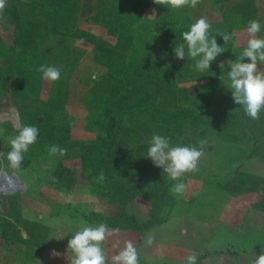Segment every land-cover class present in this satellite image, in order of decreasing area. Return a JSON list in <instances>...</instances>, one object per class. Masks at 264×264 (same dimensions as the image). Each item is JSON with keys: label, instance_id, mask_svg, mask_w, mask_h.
<instances>
[{"label": "rangeland", "instance_id": "374dc122", "mask_svg": "<svg viewBox=\"0 0 264 264\" xmlns=\"http://www.w3.org/2000/svg\"><path fill=\"white\" fill-rule=\"evenodd\" d=\"M128 1L148 3L146 17L154 10L155 0ZM242 1L218 4L214 0H200L195 7L179 9L165 4L162 11L184 13L181 23L188 28L200 17H206L211 26L234 29L235 23L226 14ZM260 8L259 17L264 16V6ZM96 9L97 0H80L75 19L66 25L51 16L52 6L44 10L35 6L26 12L21 8L19 12L23 18L18 22L19 26L4 9L3 15L7 19L0 22V70H6L11 79L5 86L0 77V128H11L16 133L19 125H32L39 133L26 152L30 157L29 168L18 176V181L12 176L15 172L7 167L5 158H0V167L8 174L0 177V185L5 183L10 190L9 194H0V216L12 222L24 239L28 234L18 220L24 225L28 221L46 226L48 234L44 248L51 231L53 236L49 242L54 248L67 244L78 228L76 221L84 220L81 213L97 212L114 217L125 212L138 222H145L151 202L163 204L160 193L164 190L184 203L167 222L147 234L120 230L108 237L103 247L109 261L128 240L138 249L139 264H184L188 254H199L205 248L228 246L238 250L257 246L264 239V211L257 208L264 200V161L242 162L240 171L259 179L255 187L244 188L242 194L236 196L212 189L216 182L231 175L237 164L234 154L237 148L228 142L226 135L219 136V124L211 111L202 114V120H196V128L194 124L188 127L185 122L180 139L170 142L173 146L200 148L199 142L204 141L197 171L184 174L178 181L170 180L146 154L138 151L139 146L135 144L131 156L137 162H120L106 187H92L86 181L87 165L96 160L99 151L98 114L101 109L111 106L106 93L107 82L109 76L117 72L116 67L128 61L135 63L138 58L144 62L141 53L151 45L156 64L144 67L151 79L165 82L172 79L177 89L183 88L184 93L192 95L198 94L196 85L207 82L204 77L176 80L177 69L187 67L188 63L185 59L171 57L163 44L155 41L151 25L154 18L145 19L148 23L144 21L143 34L138 33V29H129L126 33L119 27L106 29L104 21L96 18ZM227 60L231 59H224L218 65ZM244 62L249 61L245 59ZM43 64L60 69V79L56 82L43 80L36 71ZM258 67L264 68V64H258ZM223 71L227 74L230 69L225 65ZM5 122L9 124L7 128ZM176 123L175 129L183 124ZM166 133L167 130L162 128L156 134L167 137ZM7 136L10 135H5V131L0 136V152H3ZM151 136H143L144 142L149 143ZM53 144L67 148V155L49 157L48 148ZM58 162L64 167L67 182L64 192L48 185ZM177 182L186 185L179 197L170 192ZM204 187L207 189L203 190ZM15 208L19 219L13 212ZM148 237L153 241L151 245L145 244ZM13 239L17 240V237L13 236ZM42 252L43 249L37 248L32 251L19 241H5L0 234V264H64L67 261L63 256L45 257ZM202 264H250V261L238 254H224L212 255Z\"/></svg>", "mask_w": 264, "mask_h": 264}, {"label": "trees", "instance_id": "16d2710c", "mask_svg": "<svg viewBox=\"0 0 264 264\" xmlns=\"http://www.w3.org/2000/svg\"><path fill=\"white\" fill-rule=\"evenodd\" d=\"M224 1L230 0H214L218 4ZM79 2L80 0H9L5 8L16 26H19L18 22L23 18L19 10L23 8L26 12L29 9H34L35 6L41 10L52 6L54 11L51 16L58 18L61 24L67 25L69 20L75 19ZM164 5L159 0L154 1V10L157 13L151 21L152 31L155 41H160L168 54L174 57L173 49L176 44L183 42L181 34L188 30V27L181 23L184 13L171 12L172 10L162 11ZM148 6V3L137 4L128 0H97L96 18L104 21L103 25L106 29L113 30L119 27L126 33L129 29H138V33L143 34V25H146L144 21L148 23L145 20ZM226 16L236 26L234 29H227L226 27L220 28L210 25L209 35L216 36L218 45L224 47L225 52L218 55L211 63L208 72H197L194 66L195 62L186 56L185 62L188 63V66H182L175 73L177 81L194 77L207 78L205 79L207 80L206 83L195 86V90H198L197 95L184 93L183 88L177 89L172 79L166 82L151 79L148 70L144 68L146 65L153 67V64L154 66L156 64L154 62L155 53L151 45L145 52L141 53L144 62L138 58L135 63L128 61L116 67L117 72L110 75L107 82L108 92L106 93L111 106L101 109L98 114L100 119L99 151L96 160L88 163L85 173V179L90 186L106 187L107 183L111 182L112 174L120 162L135 164L137 161L131 156L135 144L139 146L138 151L140 153L147 155L149 143L144 142L143 136L159 133L162 128H165L170 142L174 139L178 141L180 133H184L182 128L185 126V122H187L188 127L194 124L196 128L198 127L196 120H202V114L205 115L209 111L213 113L215 122L219 124L217 132L220 135H218L220 137L226 135L229 138L228 142L234 143L235 148H237L236 150L234 148L237 164L232 168L231 175L216 182L212 189L236 196L242 194L244 188L256 186L259 179L242 173L240 169L244 161L251 159L264 161V110L260 112L258 120H252L244 114L242 108L233 102L231 92L226 88V83H221L219 77L222 74L226 75V73L218 67V62L224 59L235 60L239 56L246 45L247 33L245 29L250 20L256 19L260 22L261 31L258 35L264 37V16H258L257 5L254 0H244L234 5ZM62 33L65 34L64 31ZM221 33L231 35L232 39L224 44L220 36ZM240 40H244V42H240ZM0 77L4 85L7 86L11 79L8 72L0 70ZM205 97V100H208L207 103H204ZM170 118H173L174 121ZM172 121L171 129L170 123ZM176 122H183V124L175 129ZM4 125L7 128L9 124L5 122ZM15 134L11 128L5 130V135L13 136ZM9 150L10 147L6 141L3 152L6 154ZM23 157L20 169L13 170L19 177L28 170L30 164L29 155L24 153ZM5 161L7 162L6 158ZM101 173L105 177L103 181L97 179ZM48 185L64 192L67 182L61 162L56 164ZM206 189L207 187L203 188V190ZM160 195L163 198V204L157 205L155 202H151L148 211L149 217L142 223L125 212H120L114 217L103 216L97 212L81 213L80 215L90 225L105 223L109 228L118 227L120 230L147 234L167 222L173 212L184 203L183 200H177L164 190L161 191ZM13 203L12 201L11 204ZM164 206H168V209L165 210ZM257 208L264 211V200L263 204ZM14 211L16 218L19 219L18 210L15 208ZM18 221L17 223L28 234L25 239L22 238L12 222H7L4 217L0 216V234L4 240L22 242L32 251L35 248L44 249L48 228L34 222L26 221L24 225L23 221ZM8 226L12 228V232L9 231ZM13 236H16L17 240H14ZM262 250H264V239L250 249L233 250L228 246L225 248H205L201 253L196 254L197 264H202L205 259L212 255L224 254H238L251 261L254 255L258 256Z\"/></svg>", "mask_w": 264, "mask_h": 264}, {"label": "clouds", "instance_id": "9594fccd", "mask_svg": "<svg viewBox=\"0 0 264 264\" xmlns=\"http://www.w3.org/2000/svg\"><path fill=\"white\" fill-rule=\"evenodd\" d=\"M159 2L179 9L186 6L195 7L200 0H159ZM6 3L7 0H0V22L7 19L3 15ZM155 17L156 13L153 10L146 18ZM209 30L210 24L206 17H200L192 23L188 30L181 34L183 42L176 44L173 49L175 58L184 60L187 56L195 62L197 72H208L211 63L218 55L225 52L224 47L218 45L216 36L209 35ZM260 31V22L256 19L250 20L245 29L247 41L242 52L235 60H227L218 65L222 72L225 65L230 69L219 79L221 83H226L233 102L239 105L244 114L252 120H258L260 112L264 110V68L258 67V64H264V37L258 35ZM220 36L224 44L232 39L227 33H221ZM245 59L249 62H243ZM36 71L41 74L43 80L49 82H56L61 77L60 69L46 64L40 65ZM4 131L0 128V136L4 135ZM38 133L37 127L21 124L17 127L15 135L6 137L10 150L6 154L0 152V158H6L8 168L20 169L24 159L23 154L36 142ZM199 143L200 148L186 145L173 146L167 137L154 133L149 141L147 158L155 167L162 169L170 180L178 181L184 174L198 170L204 141ZM67 153V148L56 144L48 148V156L52 158L64 157ZM0 174L6 175L5 168L0 167ZM97 179L103 181L105 179L103 173L99 174ZM185 187L183 182H177L172 185L170 192L179 197L184 193ZM76 224L77 230L67 241V254H70L68 264H139V252L131 240L126 241L123 248L112 255L109 261L103 242L119 233L118 227L109 228L105 223L90 225L85 220H77ZM152 242L151 237L145 240L146 245H151ZM53 255L59 254L53 253ZM184 264H197V255L188 254ZM250 264H264V250L258 256L254 255Z\"/></svg>", "mask_w": 264, "mask_h": 264}, {"label": "crops", "instance_id": "0c3cea01", "mask_svg": "<svg viewBox=\"0 0 264 264\" xmlns=\"http://www.w3.org/2000/svg\"><path fill=\"white\" fill-rule=\"evenodd\" d=\"M257 3V4H256ZM255 4L257 5V11H258V13H259V11H260V6H262V8H263V6H264V0H257V2H256ZM51 236H53V232L51 231V232H49V237H48V240H47V243H46V248H44L43 249V252H42V254H44V256L46 257H53L54 256V258H56V257H58V256H63V257H65L66 258V262L64 263V264H68V258H69V255L70 254H67V244L66 243H64L63 245H61V246H56V247H50V242H49V238H50V240H51ZM53 253H58L59 255H53ZM59 263V262H58ZM58 263H56V264H58ZM60 264H63L62 262H60Z\"/></svg>", "mask_w": 264, "mask_h": 264}, {"label": "bare ground", "instance_id": "6f19581e", "mask_svg": "<svg viewBox=\"0 0 264 264\" xmlns=\"http://www.w3.org/2000/svg\"><path fill=\"white\" fill-rule=\"evenodd\" d=\"M0 177H2V175L0 176ZM10 193V190L9 189H7V185L5 186H1L0 185V194H9Z\"/></svg>", "mask_w": 264, "mask_h": 264}, {"label": "water", "instance_id": "95a60500", "mask_svg": "<svg viewBox=\"0 0 264 264\" xmlns=\"http://www.w3.org/2000/svg\"><path fill=\"white\" fill-rule=\"evenodd\" d=\"M12 176H14L15 179L18 181V178H19V177H18V175H17L16 173H13Z\"/></svg>", "mask_w": 264, "mask_h": 264}, {"label": "built area", "instance_id": "2783aa9c", "mask_svg": "<svg viewBox=\"0 0 264 264\" xmlns=\"http://www.w3.org/2000/svg\"><path fill=\"white\" fill-rule=\"evenodd\" d=\"M1 175L5 176V177H7V176H8V174H6V175H5V174H0V176H1ZM1 182H3V183H4V181H1ZM4 185H5V183H4Z\"/></svg>", "mask_w": 264, "mask_h": 264}]
</instances>
